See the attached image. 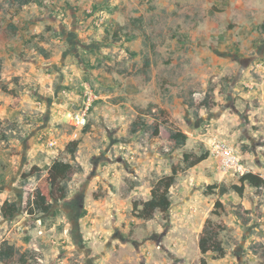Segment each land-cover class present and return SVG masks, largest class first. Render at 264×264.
<instances>
[{"label":"rangeland","instance_id":"rangeland-1","mask_svg":"<svg viewBox=\"0 0 264 264\" xmlns=\"http://www.w3.org/2000/svg\"><path fill=\"white\" fill-rule=\"evenodd\" d=\"M33 5L42 12L47 6L42 0ZM14 12L0 0V30ZM186 13L192 19L183 26L181 19L162 17L148 30L154 67L147 75L157 73L154 82L144 81L141 94L135 78L125 84L103 80L109 70L125 71L122 61L115 57L113 67L103 59L95 62L81 42L53 45L55 64L45 68L40 59V75L32 83L1 70L13 93L0 91V208L15 202L19 211L11 219L0 214V248L16 250L0 264H197L201 257L208 264H264V191L241 185L242 175L219 172L208 150L212 141H223L237 151L246 173L264 178V6L246 19ZM206 21L217 26L216 34L197 31ZM37 37L44 40L41 33L32 38ZM39 53L22 48L16 59L32 61ZM85 87L96 100L72 139L67 116L81 104ZM138 115L146 127L131 135L128 128ZM165 120L168 125H161ZM170 129L187 137L184 146H173ZM71 141L79 142L73 161L65 151ZM205 154V160L184 168L183 155L194 162ZM54 160L81 171L47 214L29 216L26 201L37 177L25 175L33 166L44 173ZM172 167L182 172L169 189V211H156L148 221L136 218L133 203L148 200ZM234 185L243 187L241 196L230 189ZM207 186L217 189L207 195ZM221 186L228 189L223 195ZM215 201L223 205L226 228L219 236L224 257L217 259L202 256L197 246Z\"/></svg>","mask_w":264,"mask_h":264},{"label":"crops","instance_id":"crops-1","mask_svg":"<svg viewBox=\"0 0 264 264\" xmlns=\"http://www.w3.org/2000/svg\"><path fill=\"white\" fill-rule=\"evenodd\" d=\"M47 6L40 11L36 5L29 4L23 7L25 11L14 12L13 19L6 22L0 30V60L2 69L6 68L15 75L24 76L27 83H31L40 75V68L36 65L40 59L43 67H51L55 64V56L51 55L50 49L53 45L66 42L67 45L77 42L84 43L91 48L93 59H103L107 65L115 64V57L122 61V69L107 71L105 81H116L129 83L136 79L137 94L144 92V81L149 77L155 81V70L153 75H147L149 68L154 64L151 55H148L149 44L147 41L148 30L153 31L157 26L155 20L164 18L181 19L180 25L186 20H191L192 15L187 18L186 11L204 12L205 16L215 13L217 19L220 15L227 18L238 16L247 18L254 11L264 6V0H42ZM59 2V3H58ZM53 4L48 5V4ZM36 4V3H34ZM27 20V21H23ZM147 20L152 21L148 25ZM8 24V29L5 26ZM206 26L197 30L201 33L216 34L215 24L206 21ZM45 25L50 29L43 30ZM176 24L175 28L177 27ZM184 32V28H182ZM194 32V33H197ZM44 40L38 41L32 38L39 34ZM193 33V32H192ZM114 37V38H113ZM170 41V40H169ZM173 45L177 43L174 38ZM42 52L32 61L18 60L16 56L22 52ZM113 54V55H112ZM113 56V60L108 61ZM115 55V56H114ZM111 56V57H110ZM46 63V64H45ZM174 63V62H172ZM93 68L95 64L92 63ZM136 75L132 77V73ZM138 72V73H137ZM98 74L93 69L92 74ZM41 74H43L41 72ZM146 74V75H145ZM27 75V77H26ZM47 79L50 74L45 75ZM131 77V80L130 78ZM38 81V80H36ZM132 82V81H131ZM29 84L32 86V84ZM134 83V82H133ZM144 100V99H143Z\"/></svg>","mask_w":264,"mask_h":264},{"label":"trees","instance_id":"trees-1","mask_svg":"<svg viewBox=\"0 0 264 264\" xmlns=\"http://www.w3.org/2000/svg\"><path fill=\"white\" fill-rule=\"evenodd\" d=\"M3 3L7 4L9 7L15 9L16 12H19L23 7L37 3L40 0H1ZM262 30L264 31V25H261ZM2 70L1 60H0V72ZM0 91L2 93L11 94L12 90H9L5 84H3L0 78ZM164 114V113H163ZM165 116V115H164ZM166 119V118H165ZM168 121L162 122L161 125H168ZM146 127L145 118L141 115H138L136 119L130 124L128 131L131 135L138 133L140 130ZM169 140L172 142L175 148L184 146L187 137L179 131L170 129L169 131ZM158 126L153 127V135L157 136ZM79 142L71 141L68 142L65 151L70 156L71 161L74 160V155L77 151ZM207 158L206 154L198 157L194 162L188 161V157L183 155L182 162L184 168H191L196 163ZM81 171V167L74 163L65 162L61 160H54L47 170L42 173L41 170L35 166L30 169L29 174L25 177H30L36 175L37 183L34 190L28 196L26 201V214L29 216H34L37 214H47L53 203L62 201L66 197L67 184L72 179V177ZM182 172L180 167H172L171 174L160 179L150 190V197L148 200L133 203V215L141 220L148 221L153 217L154 212L159 211L162 214H165L169 211L171 201L169 198V189L175 183V178ZM239 183L241 185H248L255 190L264 191V178L252 173H246L240 176ZM217 189V186H207L206 194L210 195L207 191H212ZM238 196H241L243 193V187H238L236 185L230 188ZM228 191L224 186L218 187V192L223 195ZM19 211V207L15 202L5 201L1 208L0 214L4 219L13 218ZM224 212L223 205L220 201H215L213 204V210L210 211V217L205 219L203 223L202 230L200 232L197 246L200 254L202 256L211 253L214 257L223 258L224 257V248L222 242L219 239V236L222 232L225 231V226L221 222L220 218ZM214 217V218H212ZM16 253V250L13 246L3 244L0 248V262H3L7 259L12 258ZM23 261V257L21 258ZM197 264H208L207 261L201 257Z\"/></svg>","mask_w":264,"mask_h":264},{"label":"built area","instance_id":"built-area-1","mask_svg":"<svg viewBox=\"0 0 264 264\" xmlns=\"http://www.w3.org/2000/svg\"><path fill=\"white\" fill-rule=\"evenodd\" d=\"M96 96L87 87L84 88L81 104L67 116L69 125L73 128L72 139H76L78 134L87 124V117ZM209 155L216 162V167L222 174L243 175L246 168L243 166L237 151L223 141H212L209 146Z\"/></svg>","mask_w":264,"mask_h":264}]
</instances>
